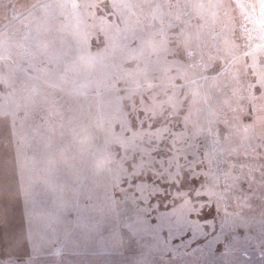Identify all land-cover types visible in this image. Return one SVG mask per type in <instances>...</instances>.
Masks as SVG:
<instances>
[{"label":"rangeland","instance_id":"1","mask_svg":"<svg viewBox=\"0 0 264 264\" xmlns=\"http://www.w3.org/2000/svg\"><path fill=\"white\" fill-rule=\"evenodd\" d=\"M166 1L167 6L163 0H133L142 16L139 11L133 21L124 20L123 27L124 23L120 22L113 37L105 38L101 35L106 32L103 26L118 25L117 21L107 25L110 23L107 14L115 20L116 16L111 12L123 11L124 0H0V179L5 190L16 192L9 199L11 211L8 214L0 199L7 230L4 233L3 229L1 239L18 233L15 237H20L23 244L16 249L12 247L13 255L27 253L31 246L29 236L34 234L25 236V226L27 223L31 226L32 222L22 211L29 203L19 195L22 191L17 178L22 180L24 175H29L30 179L32 173L34 176L44 169L41 165L46 164L48 171L51 163L49 177L56 175L54 166L57 171L63 170L64 162L71 172L72 168L78 167L77 159L83 154L87 153L93 161L92 153L96 147L104 149L108 169L112 171L110 176L115 179L119 176L117 181L124 178L122 159L136 166L139 172L145 166L142 157L147 152L146 143L142 141L144 136L138 133L147 123V112L142 116L137 108L136 115L126 119L120 109L104 106L101 101L97 103L86 97V93L76 92L77 96L73 97L66 86H69V80L77 81L71 74L77 71L72 63L78 60V45H89L96 56L107 55L119 41L136 40L137 34L141 33L157 53L156 40L160 31L161 35L172 39H169L172 45L164 52L174 59L184 54L187 58L217 221H211V240L203 231L204 222L191 228V221H187L188 231L170 227L163 219L173 212L174 203L171 197L163 196L159 204L157 197L152 201L151 209L138 214L140 227L145 229L154 254H146L133 264H264V27L239 0ZM127 27L131 30L129 33ZM138 51L144 52L140 48ZM63 70L70 71L66 82L61 80ZM94 96L90 94V97ZM215 103L232 112L235 124L233 122V129L228 132L233 139L248 145L247 151L242 149L246 155L238 157V164H228L223 157L220 136L224 135L225 128L222 132L217 129ZM124 104L130 106L131 99L126 98ZM167 116L159 114L158 122H168ZM28 128L33 129L30 132L38 139L35 141L47 139L53 131L56 140H59L57 136L69 140L72 148L65 153L58 145L52 148L46 141L43 146L32 148L27 145ZM44 152L48 154L44 155ZM154 157L157 161L162 159L159 155ZM102 161L106 165L104 156ZM148 165L146 171L156 175L155 168L149 162ZM247 173L248 179L245 178ZM163 174L169 180L165 171L154 177L159 179ZM120 181L126 186L123 180ZM231 189L236 203L228 196ZM138 196L137 200L143 201L144 207L147 194ZM204 205L209 206L210 202L190 206L195 211ZM155 207L160 210H153ZM177 208L179 213L183 211V207L178 205ZM187 213L191 215L192 212ZM176 217L180 218V215ZM150 219L155 223L147 224ZM202 232L203 243L196 242L190 249L191 242ZM171 234L179 243L177 247L184 246L189 251L188 256L182 254L185 259L178 255L183 248L172 256L162 246ZM208 241L210 252L205 258L206 253L199 251ZM146 251L149 252V246ZM138 252L143 254L141 250ZM54 254L57 257L56 251ZM3 260L0 261L7 264L8 261ZM32 261L33 264L46 262L39 257ZM9 262L25 264L14 259Z\"/></svg>","mask_w":264,"mask_h":264},{"label":"trees","instance_id":"2","mask_svg":"<svg viewBox=\"0 0 264 264\" xmlns=\"http://www.w3.org/2000/svg\"><path fill=\"white\" fill-rule=\"evenodd\" d=\"M163 1L167 6V1ZM138 7H135L133 0H124L123 11L117 14L111 12L115 14V20L110 18L109 13L107 14L109 17L107 19H110L107 25L114 24L115 21L118 25L115 23L110 27L103 26L107 33L102 32L101 35L105 38L113 37L114 32L120 27V22L133 21L139 11L142 16ZM124 25L125 23L121 27ZM126 30L128 33L131 31L129 27ZM159 34L158 38L154 36L155 39L157 38V53L154 52L151 42L144 40L141 33L135 37L137 41L132 38L119 41L112 51H106L107 55L96 56L91 52L89 45H78L76 47L78 60L72 63L74 70L77 67V71L71 74L77 81L69 80V86H66L68 93L73 97L81 92L86 93V97L93 98L97 103L101 101L104 106L120 109L126 119L132 117L137 108L142 116L147 112V123L142 127V132L138 133L144 136L142 141L146 143L144 146L147 152L142 157L145 166L139 172L136 166L122 159L124 178L117 181L119 176H116V179L113 175L110 176L112 171L108 169L104 149L96 147L92 153L94 160L90 161L87 153L83 154V157L77 159L78 167L72 168L71 172L65 167L66 162H64L63 170L57 171L54 166L56 175L49 177L51 163L48 165V171L46 164L41 165L44 169L38 171L39 174L34 173V176L32 173L30 179L29 175H24L22 180L17 178V183H21L19 189L22 191L19 195H22L23 201L28 200L29 203L26 205L23 202L25 205L22 211L29 215L32 222L31 226L29 223L26 224L25 236L32 232L34 234L29 236L31 246L27 248V253L13 255L12 247L16 249L23 243L20 237H15L17 232L5 235V238L1 239L3 229L4 233L7 230L4 227L0 208L2 215L0 260L8 261L7 264H10L9 260L12 259L33 264L32 260L39 257L44 258L45 264H133L136 259L146 257V254H154L153 250H150L151 242L146 239L145 229L140 227L138 214L143 210L151 209V203L157 197L160 204L163 196L171 197V201L176 204L175 206L172 203L173 212L167 214V219H163L167 225L188 231L185 227L187 221H191L189 222L191 228L204 222L203 231L208 233L210 240L213 238L210 233L211 221H217L214 218L217 214L211 202L214 201L213 187L210 183L206 153L202 143L198 105L194 102L196 98L191 87L190 73L187 71L189 68L187 58H184V49V55H179L176 59L170 54L167 55L165 52L170 44L172 45L170 43L172 39L169 40L167 35H161L160 31ZM138 46L144 52L140 53ZM69 72L63 70L61 80L66 82L70 78ZM48 79L50 80V77ZM83 88H86L87 92ZM90 94L96 96L90 97ZM126 98L131 99L130 106L124 104ZM213 110L217 129L222 132L225 128L224 135L220 136L223 157L228 164H238V157L245 154L242 149L247 151L248 145L235 141L228 132L233 129L232 112L216 103ZM161 113L168 115V122H158ZM30 131L33 129L30 128L26 140L27 145L32 148L43 146L45 141L50 143L52 148L58 145V148L65 153L72 148L69 140L66 141L59 136H57L59 140H56V133L53 131L42 141H35L38 139L36 136L32 137ZM46 154L48 152H44V155ZM158 155L161 156V161H157L154 157ZM103 156L106 165L102 163ZM28 158L26 154V161ZM148 162L155 168L156 175H161L165 171L169 175V180L164 176L165 173L158 179L154 177L156 175L146 171L145 168L150 167ZM44 173L46 174L43 175ZM248 176L249 173L245 178L248 179ZM120 180H123L126 186ZM246 182L249 183L248 180ZM25 185L27 188L24 189ZM205 187L206 192H204ZM231 190L228 196L231 202L236 203L234 191ZM12 193L16 194L15 191ZM12 193L5 190V184L0 179V199L4 201L3 209L5 208L7 214L11 211L9 199ZM142 193L147 194V203L144 207H142L143 201L137 200L138 195ZM150 194H154L153 197H150ZM206 202H210V205L197 207L195 211L190 206ZM178 205L183 207L181 213L177 208ZM152 209L160 210L157 207ZM186 210L192 212L191 215ZM177 213L180 218L176 217ZM154 223L155 221L150 219L147 224ZM133 224L140 230L137 231ZM213 232L217 234L215 230ZM203 241V232L198 233L189 248L193 249L196 242L203 243ZM209 243L210 241L206 242L199 251L206 253L205 258L210 252ZM177 244L179 243L176 237L171 234L162 246L172 256L178 249L183 248L184 251L178 255L185 259L186 256L182 254L188 256L189 251H186L184 246L177 247ZM147 246L149 252L146 251ZM139 250L143 254L139 255ZM54 251L58 253L57 257ZM138 255L140 257H137ZM0 264L3 263L0 261Z\"/></svg>","mask_w":264,"mask_h":264},{"label":"crops","instance_id":"3","mask_svg":"<svg viewBox=\"0 0 264 264\" xmlns=\"http://www.w3.org/2000/svg\"><path fill=\"white\" fill-rule=\"evenodd\" d=\"M242 7L249 11H252L260 22V25L264 27V0H239Z\"/></svg>","mask_w":264,"mask_h":264},{"label":"snow or ice","instance_id":"4","mask_svg":"<svg viewBox=\"0 0 264 264\" xmlns=\"http://www.w3.org/2000/svg\"><path fill=\"white\" fill-rule=\"evenodd\" d=\"M217 247H221V245H217Z\"/></svg>","mask_w":264,"mask_h":264},{"label":"built area","instance_id":"5","mask_svg":"<svg viewBox=\"0 0 264 264\" xmlns=\"http://www.w3.org/2000/svg\"><path fill=\"white\" fill-rule=\"evenodd\" d=\"M255 16V15H254Z\"/></svg>","mask_w":264,"mask_h":264}]
</instances>
